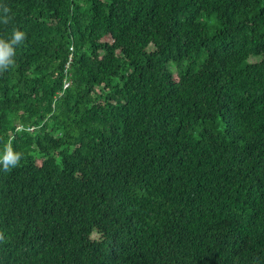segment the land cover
Here are the masks:
<instances>
[{"label": "trees", "instance_id": "1", "mask_svg": "<svg viewBox=\"0 0 264 264\" xmlns=\"http://www.w3.org/2000/svg\"><path fill=\"white\" fill-rule=\"evenodd\" d=\"M3 3L0 264H264V0Z\"/></svg>", "mask_w": 264, "mask_h": 264}, {"label": "clouds", "instance_id": "2", "mask_svg": "<svg viewBox=\"0 0 264 264\" xmlns=\"http://www.w3.org/2000/svg\"><path fill=\"white\" fill-rule=\"evenodd\" d=\"M12 18L11 9L3 3V0H0V25H8ZM24 38V31L19 29H13L8 38H0V71L7 70L13 65L15 49L23 42ZM69 80V84H71V79L69 78ZM64 85L65 81L63 87L66 88L68 86L65 87ZM20 161V153H13L11 151L5 152L3 155H0V168L8 170L9 168L17 166Z\"/></svg>", "mask_w": 264, "mask_h": 264}, {"label": "built area", "instance_id": "3", "mask_svg": "<svg viewBox=\"0 0 264 264\" xmlns=\"http://www.w3.org/2000/svg\"><path fill=\"white\" fill-rule=\"evenodd\" d=\"M70 61H71V56H69V59H68V61L66 62V64H65V71H67V70H69V67H70ZM68 72V74H69V76H70V73H69V71H67ZM65 81V87L69 84V82H70V80L69 79H65L64 80Z\"/></svg>", "mask_w": 264, "mask_h": 264}, {"label": "rangeland", "instance_id": "4", "mask_svg": "<svg viewBox=\"0 0 264 264\" xmlns=\"http://www.w3.org/2000/svg\"><path fill=\"white\" fill-rule=\"evenodd\" d=\"M72 58V57H71ZM68 59H69V57H68ZM257 58H251V60H256ZM200 59H198L197 60V63L199 64L200 63ZM169 68L172 70V71H175L176 70V66H175V64L174 63H170L169 64Z\"/></svg>", "mask_w": 264, "mask_h": 264}, {"label": "bare ground", "instance_id": "5", "mask_svg": "<svg viewBox=\"0 0 264 264\" xmlns=\"http://www.w3.org/2000/svg\"><path fill=\"white\" fill-rule=\"evenodd\" d=\"M69 49H70V50H73V45H71V46L69 47ZM69 56L72 57V53H70ZM62 86H63V85H62ZM58 94H59V93H58Z\"/></svg>", "mask_w": 264, "mask_h": 264}]
</instances>
